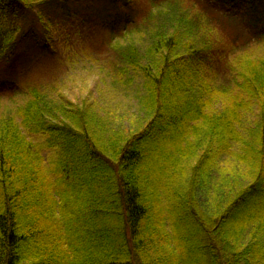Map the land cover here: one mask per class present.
Here are the masks:
<instances>
[{
  "label": "trees",
  "instance_id": "trees-1",
  "mask_svg": "<svg viewBox=\"0 0 264 264\" xmlns=\"http://www.w3.org/2000/svg\"><path fill=\"white\" fill-rule=\"evenodd\" d=\"M141 1L0 0V79L34 26L54 55L58 21L94 7L115 39ZM147 1L179 9L147 51L122 52L146 91L130 127L0 80V264H264L263 0ZM227 18L244 39L219 40Z\"/></svg>",
  "mask_w": 264,
  "mask_h": 264
},
{
  "label": "rangeland",
  "instance_id": "rangeland-1",
  "mask_svg": "<svg viewBox=\"0 0 264 264\" xmlns=\"http://www.w3.org/2000/svg\"><path fill=\"white\" fill-rule=\"evenodd\" d=\"M167 8L168 12L165 14L161 11L152 16L148 13V1L142 0L139 4L141 13L136 17L134 25L129 27L126 34L123 33L115 39H111L109 30L102 28L97 19H101V16L97 17L99 13L96 8L90 7L83 13L78 10V18L67 23L58 21L54 28V55L41 49L45 39L42 28L36 25L21 47L22 57L9 70L10 75L0 80L23 84L34 82L43 86L52 84L56 87L54 95L61 94L78 104L83 100L95 101L100 105L101 112L109 113L117 125L130 127L136 123L138 101L146 91L143 78L124 63L122 52L129 44H134L145 52L159 35L158 30L172 29L174 24L170 23L169 9L178 10L179 2H174L172 6L168 4ZM217 13L220 18L223 17V14ZM227 19L229 20L224 27L214 32L219 40L224 43L228 41V37L232 43L244 39V34L247 33L240 23L236 19ZM24 20L29 24L31 19L28 17ZM29 53L34 54L32 56ZM60 58L64 63L59 64ZM7 99L9 94L1 98L2 102Z\"/></svg>",
  "mask_w": 264,
  "mask_h": 264
}]
</instances>
